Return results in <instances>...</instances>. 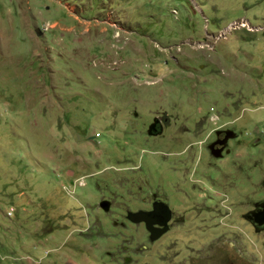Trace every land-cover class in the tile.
<instances>
[{"label":"rangeland","instance_id":"1","mask_svg":"<svg viewBox=\"0 0 264 264\" xmlns=\"http://www.w3.org/2000/svg\"><path fill=\"white\" fill-rule=\"evenodd\" d=\"M162 113L161 136L137 128L136 152L115 156L118 126ZM211 118L263 176L264 0H0V264H264V232L238 217L249 203L200 219L181 199L155 240L124 216L170 202L165 172L186 181ZM187 168L198 193L218 189Z\"/></svg>","mask_w":264,"mask_h":264},{"label":"flooded vegetation","instance_id":"2","mask_svg":"<svg viewBox=\"0 0 264 264\" xmlns=\"http://www.w3.org/2000/svg\"><path fill=\"white\" fill-rule=\"evenodd\" d=\"M211 120L214 122L212 129L208 133L207 137L201 141H198V155L196 156V159L193 158V151H194V145L190 144L188 145L189 149L186 151H181L179 153L178 150L176 151H168L165 153H169V156H165V162L168 164L169 167L173 168V161L176 159L178 160V157L186 156L192 157L193 159L190 160L188 166L194 165V169L192 172L193 175H203V179L205 181L211 178H217L218 182V189H214V193H210L209 196H205L208 193L206 192L207 188H204V196L203 192L200 194L195 189L196 184L192 182L194 179H190L188 177V173L190 171V168H187L188 166H185L186 169V175H185V182H182L180 184L172 185L169 183H172L176 181V177L173 176L172 171L177 172L179 169L175 167L174 169H171V172L166 171V184L163 187L164 193L167 194L169 203H167V200H162L157 197H149V200L145 203L146 207H137L135 208L136 211H142V212H150L153 209V204L159 203V208L163 210V213L168 214L167 218L163 217V214L159 215H152L151 219L156 221L166 220V230L160 234L158 237L163 235L165 232H167L171 228V224L175 221L182 220L183 216L180 212H176V210L171 207L172 205H175L178 203L181 199L187 200L192 199V201H196V208L199 205H203V210H200L198 214H202V217L200 219H207L206 214H209L213 212L214 209H220L225 212V214H231L232 213V206H236L240 203H249L250 207L245 209L244 211H241L238 213V217L244 222L245 227H249L252 232L254 233H262L264 232V221L261 223H256L254 219V212H257L259 210L260 203L264 202V175L262 176L259 174V168L256 166H249L248 160H247V151H248V145L245 144V151H238L237 148L234 149V145H241V142H244L245 140H242L241 137H239L238 131L233 129L232 127L226 126V127H217L215 125V119L211 118ZM169 118L165 113H162L159 117H151L149 121L144 122L140 120L139 123L133 124V127L131 130L122 128L121 126H118L117 128V142L118 147L117 149H113V152L115 156H120L122 154L130 155L134 152H136V147L132 144L133 138L137 135V128L140 131V134L144 136H161L163 131L168 126ZM142 123V124H141ZM143 125V126H142ZM231 131V132H228ZM127 135L129 137V140L127 142V145H123L122 143V136ZM257 138V137H256ZM182 146V145H181ZM242 146V145H241ZM199 150H203V154L207 157V162L211 163L212 166L209 167L208 165L205 166L207 170L201 172V164L203 163V159L200 157ZM235 152H238L236 157H234ZM244 153L245 156H241V154ZM115 157V158H117ZM235 158V159H233ZM237 163L236 165H230L227 164L230 162ZM220 162L222 166L225 167L224 171L219 170L217 167H214V164H217ZM240 163V164H239ZM171 164V165H169ZM120 167V166H118ZM183 168V167H182ZM171 176H170V175ZM185 174V173H184ZM224 174V176H222ZM170 178H172V181L170 182ZM119 179V178H117ZM212 187V186H211ZM213 188V187H212ZM194 196H193V195ZM119 196L121 197L122 194L119 193ZM148 198H146L147 200ZM185 205L184 202H181V205ZM171 205V206H170ZM224 206V208L220 207ZM108 207V206H107ZM187 207L190 208L189 205ZM128 208V207H127ZM193 208V207H191ZM103 209V208H102ZM125 211V218L130 221L127 217V211L126 208ZM187 217V216H186ZM188 218V217H187ZM192 218V217H191ZM189 219V218H188ZM210 219V217H209ZM208 219V220H209ZM192 220V219H191ZM183 222V221H181ZM139 224H142L144 227V222H136ZM155 227H162V225H158L157 223H154ZM145 229V227H144ZM146 230V229H145ZM147 235H149V232L146 230ZM157 237V238H158ZM156 238V239H157ZM264 244V241H263ZM233 262L231 264H242L241 261H237L235 257H231ZM235 259V261H234Z\"/></svg>","mask_w":264,"mask_h":264},{"label":"water","instance_id":"3","mask_svg":"<svg viewBox=\"0 0 264 264\" xmlns=\"http://www.w3.org/2000/svg\"><path fill=\"white\" fill-rule=\"evenodd\" d=\"M231 132V131H228ZM159 203L153 204V209L150 212H129L127 214L128 219L131 222H144L145 229L149 232L148 238L150 240H155L160 234H162L166 230V220L156 221L152 220L151 216L156 214H163L162 216L167 218L168 214L163 213V210L159 208ZM259 210L257 212H254V219L256 223H261L264 221V202L258 204ZM99 206L103 209H107L108 203L106 201H100ZM154 223H157L158 225H162V227L158 228L154 226Z\"/></svg>","mask_w":264,"mask_h":264}]
</instances>
